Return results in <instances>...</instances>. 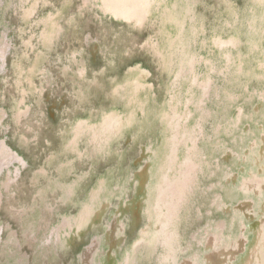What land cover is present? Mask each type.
Here are the masks:
<instances>
[{"label":"rangeland","instance_id":"obj_1","mask_svg":"<svg viewBox=\"0 0 264 264\" xmlns=\"http://www.w3.org/2000/svg\"><path fill=\"white\" fill-rule=\"evenodd\" d=\"M148 1L0 0V264H244L264 0Z\"/></svg>","mask_w":264,"mask_h":264},{"label":"bare ground","instance_id":"obj_2","mask_svg":"<svg viewBox=\"0 0 264 264\" xmlns=\"http://www.w3.org/2000/svg\"><path fill=\"white\" fill-rule=\"evenodd\" d=\"M111 2H112V0H107V4H108L107 8L110 7L109 5H111ZM148 2L149 1L147 0V3ZM114 3H115V1L113 2V5H114ZM144 4H146L145 1H143L142 5H144ZM177 40H179V39H177ZM229 43H231V42H229ZM231 45H233V44H231ZM221 46H223V44ZM192 63L193 62H190L189 65ZM183 69L184 68L181 69V72L183 71ZM173 119L174 118H172L171 120H173ZM109 126H111V124H109ZM172 126H174V125H172ZM175 128L176 127H174V129ZM175 141H177V139H175ZM175 145H176V143H175ZM193 149H195V148L193 147ZM191 153H193V152H191ZM172 156H173V154H172ZM172 159L173 158H171V160ZM188 159L189 158H187L186 162H184V164L181 165L180 170L176 169V172L179 175L174 177L175 180L170 181V178H167L166 168L168 166L164 167V179H163V182L159 186L160 192L158 193L160 196L159 206L162 205L164 197L166 195H169V196L176 197V199H177L176 200L177 211H178L179 207H181L182 203L185 200L186 190H189V185L193 181V179H192L193 173L195 172V169H196V167H194L193 162L188 161ZM171 160L169 163L170 167H171V165H173L174 168L177 167V164L174 163V160H172V161ZM175 161H177V159ZM255 176H256V174H255ZM253 181H254L253 184H251V185L248 184L243 188L245 189L246 192H250V193L252 192L254 194H258L259 197H261L262 193H264V180L261 181L257 177ZM255 228H256L255 229V241H254V244L251 246L250 250L248 251L247 258L244 261V264H264V203H262L261 218H260L259 222L256 224ZM242 242H244V241H242ZM242 242H239L238 244H236L237 251L233 252L232 255H236L237 253H240L241 251L246 249L245 248L246 242H244V246H243Z\"/></svg>","mask_w":264,"mask_h":264}]
</instances>
